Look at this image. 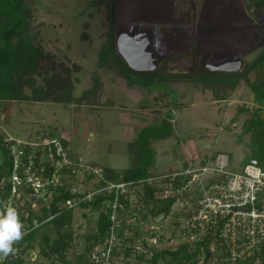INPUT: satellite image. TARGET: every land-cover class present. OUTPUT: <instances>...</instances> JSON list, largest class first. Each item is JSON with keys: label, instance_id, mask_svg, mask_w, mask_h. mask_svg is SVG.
<instances>
[{"label": "rangeland", "instance_id": "1", "mask_svg": "<svg viewBox=\"0 0 264 264\" xmlns=\"http://www.w3.org/2000/svg\"><path fill=\"white\" fill-rule=\"evenodd\" d=\"M102 2L103 0H24V6L28 8L26 14L29 16L30 34L35 43L51 56L50 60L45 59L41 63L39 74L34 75L35 85L45 87L43 77L51 76L53 69L63 74V66H66L70 69L68 74L73 86L72 95L83 99L68 103L51 100L7 101L0 106V130L21 141H36L51 133L61 136L67 140L71 153L79 157L82 163L98 168L99 175L96 174L94 179L101 181L105 177L101 171L104 167L116 171L131 167L129 142L136 137L140 126L144 123H158L169 113L173 118L171 135L152 144L156 151L158 170L168 171L178 167L183 169L186 164L198 165L202 159H210V155L216 151L226 153L228 168L231 170H241L245 162L256 158L258 165L264 169V134L258 133L256 136V129L247 133L243 131L248 125L249 116L257 107L247 97L249 89L245 83H242L246 92L242 100L246 106L243 105L244 110L237 112L235 118L231 119L236 123L228 129L231 133L219 130L218 122L222 115L218 110L220 105L217 102L207 104L209 93L200 81L170 80L149 89L137 86L142 91L141 98L133 96L134 104H128L124 100L125 95L120 94V91L126 89V80L114 71L97 65L98 51L107 34L105 10L100 6ZM259 51H256V55ZM256 55L247 56L244 65ZM160 68L161 66L155 71ZM162 71L186 75L197 72L178 64L176 60L167 62L164 68L162 65ZM94 76L99 80L97 92L93 96H83L85 90L93 87ZM249 77L260 89H264V64L251 72ZM24 92L30 95L31 88L25 87ZM137 112L142 114L140 118L135 115ZM261 115L264 116V113ZM84 177V174L78 173V176L68 178L67 188L87 192L96 181ZM144 196V187L139 184L132 197L138 208L145 209L148 205L143 201ZM28 202V199H23L22 214L28 211ZM179 206L174 203L169 217L164 219V224L159 225L158 232L177 238L176 244L170 248L183 242L178 227L179 216L175 211ZM97 216L96 210L79 206L73 208L71 227L74 239L67 252V259L82 251L86 244L84 235L95 230ZM146 224L145 228H148L154 222L148 220ZM41 232L53 233L50 225L40 226L36 240ZM149 237L150 231L140 235V240L148 247L169 245L168 240L165 244L161 240L151 244ZM30 251L24 256L31 258L35 255L34 264H48L49 260L40 255L37 242ZM118 258V264H149L146 259L141 260L134 255H120ZM58 262L55 260V263ZM203 263L201 255L196 264ZM258 263L259 258L252 264Z\"/></svg>", "mask_w": 264, "mask_h": 264}, {"label": "built area", "instance_id": "2", "mask_svg": "<svg viewBox=\"0 0 264 264\" xmlns=\"http://www.w3.org/2000/svg\"><path fill=\"white\" fill-rule=\"evenodd\" d=\"M239 104L242 105L243 102ZM225 127L226 124L222 123L219 130L222 131ZM62 139L64 138L59 135L48 134L36 141H21L5 134V140L9 142L10 170L7 176L0 175V186L8 183L10 189L0 209L9 204L16 208L23 224V236L52 218L49 215L40 219L41 209L49 208L57 186L66 185L67 188V179L78 176V173L84 174V178L88 180H95L96 174L99 175L96 166L82 163L79 157L71 153L68 145L62 143ZM61 178H66V182L63 183ZM95 181V185L87 192H78L79 195L58 203L60 207L74 208L96 194H113L106 201V208L109 209L110 219L114 224L105 240L89 250L90 264H118V257L125 255V249L130 251V255H143L144 258H148L153 250L174 249L170 247L176 244L177 238L158 232L159 225L164 224V219L169 217L170 212L150 219L154 225L150 224L148 228H145L148 221L139 220L137 234L129 227L125 228L124 236L115 231L122 215L128 223L135 222L137 218L136 212L132 210L135 202L131 189L135 181ZM137 182H148L155 187V198L174 199V203L180 205L175 209L183 240L180 244L194 245L208 240L213 256L208 264H241L247 257L264 249V169L257 163L248 162L241 170H231L228 168V156L220 152L205 163L187 165L180 170L156 172ZM70 191L76 192L72 188ZM120 196L122 200L119 199ZM25 198L29 201V208L22 214L21 205ZM126 201L129 202L128 208L125 206ZM146 231H150L151 244L160 240L165 244L168 240L169 245L148 247L140 240V235ZM13 248L14 254L7 258L35 260V255L31 258L24 256L31 251H26L20 240L14 243Z\"/></svg>", "mask_w": 264, "mask_h": 264}, {"label": "trees", "instance_id": "3", "mask_svg": "<svg viewBox=\"0 0 264 264\" xmlns=\"http://www.w3.org/2000/svg\"><path fill=\"white\" fill-rule=\"evenodd\" d=\"M28 8L24 6V0H0V106L7 101H47L54 102H72L80 101L83 98H75L72 95L73 86L70 83V69L63 66V74L55 72L53 69L51 76L43 77L44 85L36 86L34 75L39 74L41 63L45 59L51 58L50 54L45 52L43 48L35 43L34 38L30 34V22ZM50 63H53L50 61ZM264 63V45L258 54L238 72H210L208 70H200L191 74H171L162 71L161 68L157 71L137 72L131 70L127 64L117 56L112 48L109 40L101 45L98 51L97 65L105 69L114 71L118 76L124 78L129 84H135L139 87L149 89L155 87L161 82L170 80H185V81H200L203 87H212L213 92L216 86L235 87L240 81H244L247 86L254 92L255 97L260 105L264 106V89H260L255 83L251 82L248 75L251 71L257 69ZM75 68L77 66L73 65ZM53 66L51 65L50 68ZM164 68V65H163ZM94 85L92 88L85 90L83 96L95 94L98 89L99 80L94 76ZM29 86L31 94H26L24 88ZM216 95V92H214ZM93 96V95H92ZM242 110H244L242 108ZM263 108L257 107L256 111L249 116L248 125L245 126L244 132L247 133L252 129H256L258 133L264 134V116L261 115ZM172 116L166 113L165 117L158 123H149L138 131L136 137L131 140V155L132 166L122 171H116L109 167L101 169L106 181H135L134 187L131 189L136 193V187L140 184L137 181L147 178L156 172L151 171L154 163L155 150L152 144L158 140L165 139L172 133ZM53 134V133H51ZM11 142V141H10ZM8 143L5 140V134L0 130V175L7 176L10 170V158L8 153ZM62 143L67 145V140L62 139ZM257 162L258 159L256 158ZM250 162V161H249ZM205 163V161H203ZM248 163V162H246ZM258 164V163H257ZM94 177V176H93ZM63 183L66 178H61ZM141 185L144 187L143 201L147 205L146 208H138L137 203H134L132 210L136 213L135 222L128 223L122 215L120 224L115 227V231L120 236H124V230L129 227L135 234L138 232L137 222L139 220L148 221L158 214H167L173 206L174 199H157L154 197L155 187L148 182ZM64 186H57L49 205V208H42V216L40 219L52 215V218L44 222L40 226L50 225L53 233L41 232L40 237L36 240V235L40 226L28 232L22 237L20 243L24 245L25 250L33 248L37 242L39 253L42 257L49 260L48 264L58 263H74V264H90L88 260L89 250L102 243L111 230L114 222L110 219V211L106 208V201L113 197V194L100 193L96 194L90 200L82 201L78 204L79 207L89 208L90 210L98 211L95 230L92 233L85 234L86 244L81 252L74 255L73 258L67 259V252L72 246L74 232L72 230L73 208L60 207L59 202L74 195H79L78 192L72 193L70 189ZM9 185L5 183L0 186V206L9 193ZM120 200L123 198L120 196ZM137 202V200H136ZM126 208L129 207V202H125ZM128 210V209H127ZM129 211V210H128ZM131 212V211H129ZM23 220L24 218L21 217ZM129 236H127V239ZM215 252H218L216 250ZM125 255H130L128 249L124 250ZM203 255V264H208L212 256V251L209 248V241L203 243H195L192 248L190 244L183 243L174 249L161 248L153 250L148 258L143 255H137L139 259H146L149 264H196L199 257ZM259 258L258 264H264V249L247 257L241 264L250 262ZM58 260V263H55ZM35 262V261H34ZM33 261L25 262L24 259L5 258L0 264H34Z\"/></svg>", "mask_w": 264, "mask_h": 264}, {"label": "flooded vegetation", "instance_id": "4", "mask_svg": "<svg viewBox=\"0 0 264 264\" xmlns=\"http://www.w3.org/2000/svg\"><path fill=\"white\" fill-rule=\"evenodd\" d=\"M100 6L113 52L120 56L114 50L120 29L137 32L148 40L137 50L163 56L158 67L176 60L189 70L210 71L209 56H242L245 62L264 45V0H103Z\"/></svg>", "mask_w": 264, "mask_h": 264}, {"label": "crops", "instance_id": "5", "mask_svg": "<svg viewBox=\"0 0 264 264\" xmlns=\"http://www.w3.org/2000/svg\"><path fill=\"white\" fill-rule=\"evenodd\" d=\"M219 72H224V71H219ZM251 72H254V70L251 71ZM226 73H231V72H226ZM250 73H249V75H250ZM249 75H248V78L251 81ZM251 82H253V81H251ZM242 83H244V81H240L233 88H230V87H227V86H222V85L221 86L219 85V87H218V85H217L216 86L217 88L214 91V92H216V95L214 94L212 87H208V86L205 87V91L207 93H209L208 94V98L206 99L207 104L209 105L212 102H217L220 105V107L218 108V110L221 111L222 115H221L220 121L218 122V125L220 126L222 123H225L226 124L225 129L222 130V131L220 130L221 132H224V133L229 132V133H231V131L228 130V129L231 126H235V124H236L234 122L235 120L234 121H231V119H233V117L235 118V115L237 114V112L241 111L242 108L244 106H246L244 104V101L242 100V97H244L243 95H244V92H245V90H243ZM126 84H127L126 89H124V91H120V94L125 95L124 100L127 101V102H129L128 104H134L135 101H134V98H132V97L133 96H140L139 98H141L142 91L139 90V88H138L139 86L138 85L129 84L127 81H126ZM248 89L249 90H247V92H249V93H248V96L247 97L252 102L251 104L256 105L257 107H260V108H263L264 109V106H262V105L259 104V102L257 101V98L255 97L254 92L251 90V88L249 86H248ZM138 91H140V93H138ZM245 94H246V92H245ZM239 102H243V104L241 105V104H239ZM247 106H249V105H247ZM262 112L264 113V111H262ZM135 115H137L139 118L142 116V114H139V113L138 114H135ZM138 117H136V118H138ZM231 122H234V123H231ZM147 124H149V123H144L140 127H143V126H145ZM3 133H5V132H3ZM220 152H222V151L213 152L210 155V159H208V160H212L213 157L217 153H220ZM222 153H225V152H222ZM155 157H156V151H155V155H154V163H153V165L151 167V171L152 172H169V171L178 170V168L180 169V167H178V168L170 169L168 171H160L156 167ZM203 161H207V159L205 160V158H204L200 162L203 163ZM244 164H246V162ZM187 165L188 164H186L184 166L186 167ZM243 165L241 166L240 169H242ZM28 261H29L28 259L25 260V262H28Z\"/></svg>", "mask_w": 264, "mask_h": 264}, {"label": "water", "instance_id": "6", "mask_svg": "<svg viewBox=\"0 0 264 264\" xmlns=\"http://www.w3.org/2000/svg\"><path fill=\"white\" fill-rule=\"evenodd\" d=\"M122 30L123 29H120L117 37L114 38V50L120 55L119 57L133 71H155L159 66V62L163 59V56H153L152 52H149V50H137L135 46L138 42L146 43L148 40L146 38L139 39V33L137 32L136 34L134 33V35H128ZM125 41H127V43L128 41L131 42L132 45L130 46L129 44V48L133 50H128V44H126V46L123 45ZM213 59H216L218 64H214V66L209 64ZM206 62V67L210 71L238 72L244 65L242 56H209ZM250 162L258 163L256 159H251Z\"/></svg>", "mask_w": 264, "mask_h": 264}, {"label": "clouds", "instance_id": "7", "mask_svg": "<svg viewBox=\"0 0 264 264\" xmlns=\"http://www.w3.org/2000/svg\"><path fill=\"white\" fill-rule=\"evenodd\" d=\"M23 235V224L16 208L9 204L0 209V261L14 254L13 245Z\"/></svg>", "mask_w": 264, "mask_h": 264}]
</instances>
